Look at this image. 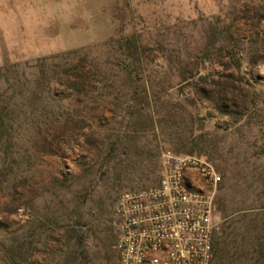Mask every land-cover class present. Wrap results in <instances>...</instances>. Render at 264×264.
I'll return each instance as SVG.
<instances>
[{
    "label": "rangeland",
    "instance_id": "374dc122",
    "mask_svg": "<svg viewBox=\"0 0 264 264\" xmlns=\"http://www.w3.org/2000/svg\"><path fill=\"white\" fill-rule=\"evenodd\" d=\"M236 5L241 63L199 58L218 38L216 23L233 22L226 14ZM253 5L264 12V0H0V114L6 107L3 131L14 126L0 135V168L5 154L30 156L13 170L35 189L2 236L31 242L32 264H117V201L126 191L156 185L162 154L172 152L215 165L222 178L217 238L227 228L229 241L238 237L231 251L250 249L257 231L242 246L253 219L243 216L264 206V53L260 64L247 63L264 48V20L252 27ZM130 40L146 51L139 82L127 75ZM49 58L47 65L57 67L44 74L41 61L34 67ZM179 60L194 71L179 77L172 69ZM76 71L91 83L81 93L69 85ZM17 72L23 75L8 87L4 74L17 78ZM154 82L161 84L155 94ZM225 82L249 96V113L239 122L207 97ZM145 96L149 107L141 102ZM48 129H65L62 157L37 151ZM52 176L66 183L53 185ZM6 194L0 191V205Z\"/></svg>",
    "mask_w": 264,
    "mask_h": 264
},
{
    "label": "built area",
    "instance_id": "2783aa9c",
    "mask_svg": "<svg viewBox=\"0 0 264 264\" xmlns=\"http://www.w3.org/2000/svg\"><path fill=\"white\" fill-rule=\"evenodd\" d=\"M221 181L204 156L162 154L158 183L126 191L117 201V264H214Z\"/></svg>",
    "mask_w": 264,
    "mask_h": 264
},
{
    "label": "trees",
    "instance_id": "16d2710c",
    "mask_svg": "<svg viewBox=\"0 0 264 264\" xmlns=\"http://www.w3.org/2000/svg\"><path fill=\"white\" fill-rule=\"evenodd\" d=\"M240 6L236 5L230 13L226 14V16H228L227 18H234L233 22L227 23L228 21H224L222 25L216 23V27H213V32L214 35H216L218 38L215 40V43L211 48L207 49L206 51H203L201 49L199 50V58L201 57V55L204 56L205 59L214 58V60H220L222 58L229 57L230 60L238 62L239 64L241 63V60H243V55L240 58L237 57L238 50L241 49L240 34L239 29L236 28L235 23V21L239 22L241 19L240 14L242 13V11L240 10ZM262 11L263 10H261L258 5H253V15L250 16L249 21L252 23V27L255 29H258L260 22L264 20V12ZM215 20L216 22H218L219 20H221V18L217 17ZM216 46L219 47L216 49ZM126 51V58L128 61L127 75L129 76V78H132L131 80L139 82V76L146 71L145 48L141 43L130 40L128 42V47H126ZM260 53H264V48L257 49L256 52H254V54L247 60L249 66L253 67L260 64L261 56H258L260 55ZM49 60H51V58L41 59L34 67H37L38 63L41 61L40 67L42 74H44V70L48 69L49 67H57V64H52V66L51 64L50 66L47 65V63H49ZM177 63V66L173 67L172 69L173 71L178 73L179 77H183L186 73H188V70L194 71L195 69H190V63L186 60H179ZM83 65H81L80 68H83ZM8 67L9 66H6L4 70H8ZM22 75L23 72L22 74L21 72H17V78H15L4 74L7 80L6 82L8 84V87L13 86L16 79L21 78ZM229 78L231 77L229 76ZM69 85L72 89H75L79 93L91 87V83L89 82L86 74L83 71H76L74 74V81L69 82ZM150 88L152 89V92H154V94L155 92L158 93V91L161 89V84L156 82L151 83ZM202 90V92L205 93V90ZM213 91L215 92L206 91L208 92V98L212 95V98H209V100H211L216 108H218L223 114L230 117L235 122L241 121V119H243V117H245L249 113V96L238 86L234 85L233 83L225 82L218 85V88ZM141 102L148 107L152 103V101L146 99V96L143 97V100ZM5 110H7L6 107L2 109V112L0 114L1 129L4 125L3 113H5ZM11 130H14L13 125H11L10 128L4 129V131L2 129L0 135L2 136L5 134H11ZM65 133V129H63V131L59 134H57L56 131L51 134L48 129L45 134L41 136L42 134L39 130V136H41V140L37 141L36 143L37 151L41 153L42 156H48L52 158L62 157ZM31 160L32 158L30 156L21 157L19 154H5V158L2 159L4 165L0 168V191H5L7 189V199L5 203H2L0 205V264H32L31 257L33 250L31 242L27 240L24 241V243H21L14 236L9 238L8 235L2 236L1 234L2 230H6L9 228L10 217L15 215L22 206L21 200L23 199V197H25V195H28L29 193L32 194L33 192H35L34 186L33 184H31L30 180L26 177L22 181H19L17 174H15L13 170L14 166L21 165L22 162L29 163L31 162ZM51 178V183L53 185L58 184L62 186L66 183V180L60 179L57 176H52ZM5 183L7 185L6 188H4ZM216 204H218V201L216 202ZM261 208V213L254 214L252 212L251 215L243 216L244 219L247 218V216L253 217V219L247 222L246 226L244 227L245 233L244 235H242V246L245 245L246 239L251 241L249 237L251 231H257L256 235L253 237V244L249 245L251 246L250 249H241V251H238V249H236L231 251L229 249V245L231 243L236 244L235 238H238L237 235H234L232 240L229 241L230 234L227 233V228H224V231L222 229L223 234L220 239L217 238V231H215V264H232L238 262H240V264H264V206ZM223 213L225 214V217L228 216L225 209L223 210ZM223 236H225V240H223Z\"/></svg>",
    "mask_w": 264,
    "mask_h": 264
}]
</instances>
